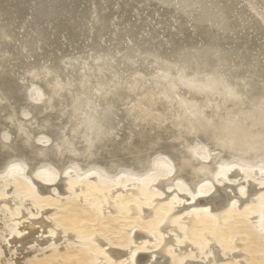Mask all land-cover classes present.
<instances>
[{
	"label": "bare ground",
	"instance_id": "6f19581e",
	"mask_svg": "<svg viewBox=\"0 0 264 264\" xmlns=\"http://www.w3.org/2000/svg\"><path fill=\"white\" fill-rule=\"evenodd\" d=\"M202 151L210 158L202 161ZM158 154L172 161L174 173L149 178L160 180L162 195L176 178L195 190L219 160L240 157L251 167L264 159V0H0V169L12 160L27 164L35 191L45 196L52 181L66 192L70 164L79 171L98 166L108 176L120 168L145 174ZM40 166L49 167L45 177L37 175ZM206 189L210 197L187 213V230L200 214L217 225L227 216V190L212 183ZM40 225L45 234L48 224ZM39 232L31 226L14 240L46 243ZM167 252L165 245L155 259L141 252L137 264H166Z\"/></svg>",
	"mask_w": 264,
	"mask_h": 264
},
{
	"label": "rangeland",
	"instance_id": "374dc122",
	"mask_svg": "<svg viewBox=\"0 0 264 264\" xmlns=\"http://www.w3.org/2000/svg\"><path fill=\"white\" fill-rule=\"evenodd\" d=\"M31 88L33 89L30 91L31 98L38 101L39 92L36 91L35 85ZM22 113L27 114L25 111ZM43 135L39 134L36 138L40 143L46 144L47 138ZM2 136L7 135L3 132ZM202 146L203 144H198L196 149L202 150ZM217 152L218 150H211L209 155L216 156ZM161 155L153 157L152 166L144 172L145 174L120 168L116 175L108 176L97 169L98 166L96 169L90 167L85 171H79L78 165L74 167L70 164L63 170V178L66 176L64 179L68 188H65L66 192L61 194L52 181L49 186L52 191L45 196L35 191L26 173L27 164L24 167L19 160L6 163L0 169V264H137L141 252L155 259L158 256L156 252L164 245L165 250L168 251L166 264H186L189 261L198 264H264V172L262 171L264 159H256L251 167L240 157L229 160L230 163L219 160L212 177L200 179L195 190H191L181 178H176L178 180H174L176 185L166 188L167 193L162 195L159 193L160 189H155L160 188L157 185L159 179L148 182L151 177L168 179L167 177L173 173L172 161ZM209 155L202 151L199 157L204 161L206 157L210 158ZM161 160H163L162 164H160ZM239 165L242 171L238 167L237 169L241 174L233 176L232 167ZM48 168L40 166L37 175L45 177ZM223 170L227 171L226 178L218 177ZM56 172L52 171L50 175L55 178ZM52 177H49L50 180H53ZM72 181L77 183L69 186ZM97 183L100 186H97ZM211 183L215 184V188L222 186L232 198V205L226 213L225 220L217 225L208 215L200 214L193 229L187 230L186 227H189L191 219L187 214L192 210L190 207L210 197L212 190L206 192V187ZM139 185L143 192L142 197L138 194ZM192 193L193 196L196 195L193 203L184 198V195L188 197ZM170 198L179 202L174 204L177 208L173 210L170 209V203L173 201ZM114 207L117 211L113 209ZM149 209L153 210L147 217L146 213H149ZM135 210L137 213L134 212ZM167 218L172 219L170 223L172 229L165 227ZM173 221L175 224L172 223ZM40 222L48 224L45 234H42ZM31 226L40 230L36 238L47 239L46 243L40 244L35 241L26 245L14 240L26 235ZM96 238L101 242H97ZM213 248H218L217 255ZM109 249H117L123 256L120 259L113 258L108 252Z\"/></svg>",
	"mask_w": 264,
	"mask_h": 264
},
{
	"label": "water",
	"instance_id": "95a60500",
	"mask_svg": "<svg viewBox=\"0 0 264 264\" xmlns=\"http://www.w3.org/2000/svg\"><path fill=\"white\" fill-rule=\"evenodd\" d=\"M162 71V69H160ZM161 79V78H160ZM154 81V79H152ZM155 83V82H154Z\"/></svg>",
	"mask_w": 264,
	"mask_h": 264
}]
</instances>
